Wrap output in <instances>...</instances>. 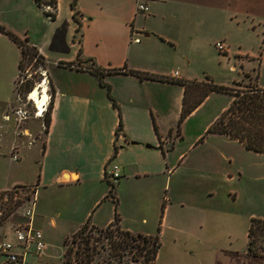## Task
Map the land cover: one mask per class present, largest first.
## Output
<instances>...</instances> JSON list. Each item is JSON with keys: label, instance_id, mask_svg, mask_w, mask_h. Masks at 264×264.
I'll list each match as a JSON object with an SVG mask.
<instances>
[{"label": "crops", "instance_id": "crops-1", "mask_svg": "<svg viewBox=\"0 0 264 264\" xmlns=\"http://www.w3.org/2000/svg\"><path fill=\"white\" fill-rule=\"evenodd\" d=\"M142 1L147 10L138 9ZM54 7L56 18L46 13L52 21L42 44L27 38L44 57L41 72L52 96L43 138L31 134L34 123L14 116L9 124L15 100L0 98V132L11 134L21 170L3 177L0 189L37 186L34 225L47 243L44 255L31 250L25 264H49V226L65 230L67 240L88 220L103 228L116 215L131 233L159 234L154 264H223L222 256L209 254L229 213L219 190L256 176L264 153L227 134L208 132L223 111L197 131L189 127L211 94L219 92L203 96V86L211 82L195 72L207 23L223 35L217 41L224 45L221 51L230 53L229 33L255 13L264 21V0H57ZM94 69L105 73L102 80L116 105ZM114 164L121 177L108 195L107 171ZM233 191L225 200L236 199ZM0 229L13 237L8 226Z\"/></svg>", "mask_w": 264, "mask_h": 264}, {"label": "rangeland", "instance_id": "rangeland-1", "mask_svg": "<svg viewBox=\"0 0 264 264\" xmlns=\"http://www.w3.org/2000/svg\"><path fill=\"white\" fill-rule=\"evenodd\" d=\"M35 2V0H0V26L22 39L28 38L31 42L36 41L42 44L43 34L51 27L52 20L46 15L45 9ZM52 10L55 11V7H52ZM252 19L254 22L251 21ZM206 27L204 48L198 55L200 66L196 72L194 70L197 77L209 80L214 85L232 86L231 88L235 90H245L249 86L258 84L264 87V21L260 14L255 13L249 20L241 18L238 26L233 27L232 32L229 33L230 53L216 47L217 41L223 39V35L218 33V28L208 23ZM36 59L37 55L24 57L19 68L20 47L0 30V98L8 97L12 101L15 100L14 105L17 107L23 102L26 103V91L31 90L37 82L42 80L41 68L45 66V63H40ZM232 65H236V68L231 69ZM235 82L239 83L234 84ZM208 86L210 84H205L203 88L207 89ZM231 102L232 97L226 92L211 94L206 106L198 117L192 120L189 127L195 131L203 128L210 118L224 111ZM3 106L0 103V110ZM28 108L33 113L31 103ZM12 112L14 111L8 112L12 117L9 124L15 122V115ZM25 121L34 123L35 129L31 134L33 137L36 134L41 140L46 128L44 118L37 120L31 117ZM24 123L21 124V128H24ZM18 127L19 125L16 126ZM3 132L4 134L0 132V180L6 175L21 171L17 167V161L12 157L11 134L5 129ZM29 138L32 140L31 136ZM228 190H234L236 194L234 201L232 197L225 200V193ZM219 191L218 198L224 204L226 203L225 206L230 214H226L219 226V241L212 244L209 254L222 256L223 264H264L263 257H255L247 251V232L251 217L264 219V166L256 176H247L242 181L230 182L227 186L223 185ZM46 231L49 236L47 261L49 264H61V256L65 249L63 245L66 237L65 230L59 227L55 230L49 226ZM77 246L78 243H74L72 247L77 250ZM167 251L168 245L163 247L161 255L164 257ZM176 264L182 263L177 260Z\"/></svg>", "mask_w": 264, "mask_h": 264}, {"label": "trees", "instance_id": "trees-1", "mask_svg": "<svg viewBox=\"0 0 264 264\" xmlns=\"http://www.w3.org/2000/svg\"><path fill=\"white\" fill-rule=\"evenodd\" d=\"M36 3L41 7H54L57 0H36ZM71 4L74 8L75 1ZM46 13L51 19L56 18L54 11L46 10ZM76 14L75 12V17ZM0 30L21 47L19 68L22 65V60L27 56L37 55L36 60H39L40 63L44 62V57L39 54V49L30 45L27 38L22 39L2 26H0ZM66 64L73 65L71 62ZM129 72L140 77L146 76V74L134 70H129ZM93 73L99 77L102 86L108 89L110 95V86L102 80L105 75L102 69H94ZM210 91L226 92L232 96V102L210 125L208 132L227 134L231 138L242 141L247 149L264 153V87L260 88L259 85H256L249 86L245 90H235L228 86L211 83L203 96H206ZM110 97L112 100L114 99L111 95ZM113 103L116 105L114 100ZM187 112L188 107H185L178 126ZM44 123L46 126L49 125L50 111L45 113ZM114 189L115 184L111 183L108 195H113ZM248 239V253L264 257V219L251 217ZM74 243H78L77 250L72 247ZM160 246L161 240L158 233L155 235L131 233L121 227L117 215L112 223L103 228H98L88 220L80 226L72 238L64 240L65 251L62 256V264H154ZM127 256L128 258H126Z\"/></svg>", "mask_w": 264, "mask_h": 264}, {"label": "built area", "instance_id": "built-area-1", "mask_svg": "<svg viewBox=\"0 0 264 264\" xmlns=\"http://www.w3.org/2000/svg\"><path fill=\"white\" fill-rule=\"evenodd\" d=\"M48 10H52V6H46ZM139 10H147V3L142 1L138 5ZM138 41V40H137ZM216 47L219 50H224L222 42H217ZM42 80L37 82L33 87H37L42 94L45 89L48 92V97L42 108L39 109L35 100L31 97V90L26 94V103H22L19 107L14 109V115L17 121H25L28 118H44L45 113L48 112L51 100L48 83L46 82V75L41 72ZM31 103L33 113L28 108ZM3 119L9 120V116L4 115ZM13 147V159L20 158L17 148ZM108 176L112 183H116L121 177L120 169L117 165H112L108 171ZM37 186L34 184H14L7 188L0 189V228L4 226L9 227V236L6 231L0 229V264H25L26 256L31 250L37 256H42L47 250V243L44 241V235L41 229L37 228L35 224V208L37 204Z\"/></svg>", "mask_w": 264, "mask_h": 264}, {"label": "bare ground", "instance_id": "bare-ground-1", "mask_svg": "<svg viewBox=\"0 0 264 264\" xmlns=\"http://www.w3.org/2000/svg\"><path fill=\"white\" fill-rule=\"evenodd\" d=\"M44 90L42 94H39L40 91L38 90L37 87H33L31 89V97L35 100L36 104L38 105L39 109L42 108V105L45 103L48 97V92L45 89V84H43Z\"/></svg>", "mask_w": 264, "mask_h": 264}]
</instances>
